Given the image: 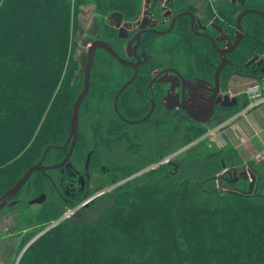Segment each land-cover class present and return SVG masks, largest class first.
Masks as SVG:
<instances>
[{
    "label": "trees",
    "instance_id": "obj_1",
    "mask_svg": "<svg viewBox=\"0 0 264 264\" xmlns=\"http://www.w3.org/2000/svg\"><path fill=\"white\" fill-rule=\"evenodd\" d=\"M83 1L87 0H0V195L41 159L47 147L43 164L56 163L66 153L67 147L58 146L67 139L73 103L81 91L80 83L73 81L78 61L73 56L72 33L74 10ZM95 2L99 12L107 14L120 8L131 12L138 0ZM185 2L177 0L176 6ZM251 4L264 8V0H251ZM215 5L227 12L223 0ZM245 19L254 41L246 39L232 53L235 64L225 69L223 80L231 70L244 75L248 72L245 62L255 52L264 53L261 21L256 15ZM177 25L181 42L192 53L199 51L190 69L211 74L216 53L206 40L189 31L186 20ZM171 43L181 47L180 42ZM204 56L209 57L206 63ZM100 58L106 63L111 59ZM152 68H140L135 89L142 98ZM112 80L109 71L98 74L97 84L91 85L83 102L91 103L88 97L94 88L92 94L113 99ZM125 104L128 113L142 111ZM198 127L191 126L195 139L207 130ZM203 149L213 154L221 168V149L212 153L206 146ZM88 151L85 144L76 142L70 157L74 168H83ZM93 153L90 167L105 163L92 158ZM177 169L178 164L171 161L169 170L159 165L142 172L129 181L132 185H119L111 194L103 190L87 207L70 215L62 216L56 203L42 204L27 214L23 204L16 214L30 231L18 240L15 264H264V178L256 176L255 190L246 195L209 186L210 179L178 175ZM56 171L58 181L65 177ZM34 177V188L46 184L40 173ZM107 198L106 204H100ZM92 212L94 217H86Z\"/></svg>",
    "mask_w": 264,
    "mask_h": 264
},
{
    "label": "rangeland",
    "instance_id": "obj_2",
    "mask_svg": "<svg viewBox=\"0 0 264 264\" xmlns=\"http://www.w3.org/2000/svg\"><path fill=\"white\" fill-rule=\"evenodd\" d=\"M95 3V0L83 1L78 4L74 10L75 28L72 33V38L76 42V48L73 56L78 61V66L74 73L75 76L73 77V81L75 80L77 83H80L81 89L83 87V71L87 49L90 41L93 39L94 33L99 29L101 19H104ZM161 42H156L155 44H161ZM155 44L151 43V45ZM153 48L157 50L153 53V64L160 62L169 63L173 61L174 64L181 67L182 70L188 69L189 65L193 66L197 54L199 53V51L192 53L184 43L177 49L171 41L166 40H164L163 45L153 46ZM102 51L103 50H98L94 58L90 73L89 89L94 83L97 84L98 74L109 71V75L113 79V82L109 85L114 84L115 87L113 99H108L107 97L100 98L98 94H92V90L94 91L95 88L90 90L91 95L89 94L90 96L88 99L92 100L91 103L82 101L83 104L81 102L78 110L77 135L78 141L85 144V151L94 150L92 158H98L104 161L109 168H111L112 175L110 177L114 180L108 181L104 186L97 188L86 196L70 200L68 199L69 197L66 199L67 195H63L58 187L57 169L34 171L31 174V178L29 177L30 180L28 179L14 198L8 201L7 206L0 209V264L16 263L20 253L17 249L18 240L20 236L30 231V228H24L23 225L20 224L16 214L18 210L22 209L23 204L27 207L24 210L27 214H32L33 211L39 209L42 204L46 203H56L60 205L62 216L68 211L72 214L79 207H87L90 202H87V200H89L92 195L100 193L96 196L99 197L103 194V190L107 191V194H111L115 187L119 185L127 186V183L132 180L133 177L151 169L149 165L150 163L155 164L153 159L156 158L157 155L159 158V154L167 152H172L175 155L169 162L167 161L160 165L163 166L164 169L166 168V170H169L171 168V161L178 164V175L194 176L195 178L205 180L219 172L220 166L217 164V159L213 154H207L203 149V147H205L204 144L201 143L202 141L205 143L206 141L215 139L218 135V129L212 128L211 126L216 125L220 120L222 121L229 115L236 114L237 111L235 112V110L237 107L239 109L240 106L238 105L232 109L218 110L207 125L194 124L187 116H182L181 114L177 116L178 118H174L173 116L171 124L167 121L158 122L155 118H150L147 122L143 123H139L140 120H137L139 122L136 123H122L117 116L113 104L121 83L127 77L124 75L125 68L122 63L118 61L114 62L111 59L109 60V58L105 60L107 63L104 62L100 56L106 57V54ZM152 66L153 69L155 68L154 70H156V67L160 65ZM88 93L89 90L87 94ZM118 97L120 99L119 106L121 112L123 103H129L134 106L137 104V100H132L133 97L131 95L126 96L124 99L122 94ZM242 99H245V97ZM246 102L245 100V103ZM117 120L121 122L122 128L118 126ZM192 125L206 127L209 131L207 129L203 135L195 139L191 134ZM161 129L164 130L165 135L161 134ZM211 129L214 130L213 133H211ZM207 131L208 135H206ZM205 135L207 137H205ZM64 147L68 148V144ZM213 149L214 147H211L207 150L209 153H212V151H215ZM156 152H158V154H156ZM221 153L224 155L231 154V149H227ZM253 166L255 170L257 169L259 171L261 179L264 178V160H255ZM156 167H158V165ZM34 173H40L45 180L46 184L42 185L41 188H34ZM258 181L257 177L253 190H255ZM129 183V185H132L131 182ZM207 185L217 187V182L216 180L210 179ZM236 186L243 190H247L248 181L242 180L238 182ZM40 194L45 195L44 199L40 203L30 204V201ZM108 200V198L107 200L102 199L100 200V204L108 202ZM84 213L85 211L78 212L77 216L79 217V215L81 216ZM86 217H90L89 219H91L94 217V213H88Z\"/></svg>",
    "mask_w": 264,
    "mask_h": 264
},
{
    "label": "flooded vegetation",
    "instance_id": "obj_3",
    "mask_svg": "<svg viewBox=\"0 0 264 264\" xmlns=\"http://www.w3.org/2000/svg\"><path fill=\"white\" fill-rule=\"evenodd\" d=\"M215 1L216 0H186L185 5L177 7V0H138L137 6L131 12L123 8V10H112L108 12L107 15L101 14L104 19H101L99 29L94 33L90 44L94 41H103L107 43L118 56L127 63H130L123 64V67L125 68L124 75L127 77L120 85V87L124 85L121 94L123 99L126 96L131 95L133 97L132 100H137V109L143 111L140 114H131L128 113L126 104L123 103L121 106L122 112L117 106L118 112L115 108L114 109L122 123L128 124L129 121L136 120H140L139 123H143L147 122L150 118H155L158 122L167 121L171 124L173 116L174 118H178L177 116L181 114L182 116H187L194 124L207 125L218 110L232 109L238 106L221 107L215 105L210 117L205 121H203V118L201 117L206 114L201 108L207 107V102L211 100L213 95L216 97L217 95L228 93L226 89L228 88L229 78L232 75H238V73L231 70L226 79L223 80V72H225V69L232 68L235 64L232 60V53L246 39L254 41L249 36L245 18L251 15H256L261 21L263 40L261 47L264 48V8L253 6L251 0H223L226 5H228L227 12H225V10L215 5ZM249 9L258 10L260 13L257 14L250 12L245 14L239 20V14L242 11ZM226 14H228L227 16L230 18L229 20L225 17ZM182 19L186 20L189 31L200 40H206L214 53H216L217 60L211 74L204 75L195 70H191V65H189L188 69L182 70V68L174 64L173 61L169 63L160 62L153 64V53L157 51L153 46L163 45L164 40L171 42L176 41L183 44V42H181L182 39L177 32V24ZM239 24L241 28H239ZM156 42H161V44H155ZM151 43L155 45H151ZM235 44L236 46L231 51L227 52L225 56H222L223 58L226 57L229 59V62L219 72V85L216 87L214 84V72L221 60V55L216 51V48L222 50L230 49ZM98 50H103L102 52L106 54V56H109L114 62H117L113 55L101 47L95 48L94 58L97 55L96 53ZM258 52H261L260 57H264L262 51ZM257 53L255 52L253 55ZM207 61H209V57L204 56V62L206 63ZM245 64L244 66L247 67L248 72L242 76L253 78V80H260L261 74H257L260 73L257 66ZM145 65H149L150 67H152V65L160 66H157L156 70H154L155 68H152V71H149V79L144 86L142 98L139 96L135 86L138 84L137 79L140 76V68H143ZM205 81L211 82L209 90H206ZM182 87H188L190 91L189 95H185L182 98L183 100L181 99L180 94ZM121 94H119V96ZM176 94H178V96ZM237 100L239 101L238 98ZM246 106L247 102L245 107ZM237 108L235 110V112L237 111L236 114L234 113L233 115L227 116L225 119L222 121L220 120L219 123L211 127L221 128L226 126L240 113V109L238 110ZM208 131L206 135H208ZM161 134L165 135V132H162ZM71 140L72 137H70V140L67 143V151ZM77 141L78 135L76 137V142ZM89 152L91 155L93 149L86 152L82 169L74 168L70 160L71 155L69 157L71 166L66 167L64 163L55 168L59 169L62 174H66L65 177H61L58 181V187L61 192L63 195H67V197L65 196L66 199L69 197L68 199L74 200L75 198L86 196L97 188L104 186L107 181L114 180L108 176L110 168L105 163H100L98 167L93 165H91V167L89 166L91 157L89 155L87 161V154ZM156 154H158V152H156ZM174 155L175 154L168 152L164 155V158H167V161L169 162ZM161 158L156 160L155 164L150 163L149 168L154 169L157 165L159 166L160 164L158 163ZM60 161L56 163H59ZM99 194L100 193L92 195L87 202L91 201ZM7 204H5L4 207L7 206Z\"/></svg>",
    "mask_w": 264,
    "mask_h": 264
},
{
    "label": "water",
    "instance_id": "obj_4",
    "mask_svg": "<svg viewBox=\"0 0 264 264\" xmlns=\"http://www.w3.org/2000/svg\"><path fill=\"white\" fill-rule=\"evenodd\" d=\"M250 12L257 13V14L260 13L258 10H255V9L245 10L239 14V17H238L239 20L245 14L250 13ZM239 28H241L240 24H239ZM263 34H264V28H263ZM235 46H236V44L233 47H231L230 49H224V50L216 48V51L219 53V55H221L220 63L217 65V67L215 68V72H214V84L216 87H218V85H219V72L229 62V59H227L226 57L223 58L222 56H225L226 53L231 51ZM96 47H101V48L105 49L107 52H109L111 55H113V57L118 62H120L122 64H130V63H127L125 60H123L120 56H118L115 53V51L107 43H105L103 41H99V42L94 41L90 44L88 51H87L86 62H85L84 71H83V77H84L83 87H82L80 93L77 95V97L73 103V107H72V115H71V119H70V129H69L68 138L66 139L65 143L62 146H58V148L64 147L69 142L70 137H72V140H71L69 149L67 151V154L64 156V158L59 163L52 164V165H43L42 162H43L45 153L49 149V147H47L45 149V151L43 152L41 159L37 163L29 166L27 168V170L23 173V175L10 188H8L3 194L0 195V209L2 207H4V205L7 204V202L18 193L20 188L27 182V180L29 179V177L31 176V174L34 171L55 169L64 163H65L66 167L71 166V163L69 161V157L72 153V150H73L75 142H76V137H77L78 110H79V107L81 105V102L83 101L85 95L87 94V92L89 90L90 73H91V68H92V64H93L94 51H95ZM260 54H261V52H258L257 54L253 55L246 62L245 65L252 64V66H257L258 71L261 73V76L264 77V57H260ZM210 84H211V82L205 81L206 90H209ZM123 88H124V85L120 87L119 91L116 93L115 98H114V108L116 109L117 112H118L117 100H118V96H119V94ZM189 93H190V91H189L188 87H186V88L182 87L181 92H180L181 99L185 95H189ZM176 95L178 96V94H176ZM215 105H219L221 107H233V106L237 105V98L234 96L230 97L228 94L217 95L216 97L213 95L211 97V100H209L207 102V107L201 108V110L206 112L205 115L201 116L203 118V121H205L208 117H210L211 113L213 112V108ZM136 122H139V121H137V120L136 121H129V123H136ZM89 155H90V152L87 154V161H88ZM87 161H86V164H87ZM221 167H222V170L219 173L212 175V176L208 177L207 179L216 180L218 185L220 187H222L223 189H226V190H230V191H234V192H238L240 194H246V195L252 193L253 186H254V183L256 181V176H255L254 171L251 168H246L237 174L235 168L226 167L225 163L222 160H221ZM239 180H245V181L247 180L248 181V189L247 190H243L236 185H232L233 183H236ZM223 181H224V183H223ZM44 197H45L44 194H40L35 199L31 200L30 204L40 203L44 199Z\"/></svg>",
    "mask_w": 264,
    "mask_h": 264
},
{
    "label": "crops",
    "instance_id": "obj_5",
    "mask_svg": "<svg viewBox=\"0 0 264 264\" xmlns=\"http://www.w3.org/2000/svg\"><path fill=\"white\" fill-rule=\"evenodd\" d=\"M228 81L227 92L239 99V101L237 100V105L242 110L246 105L244 87L253 81V78L235 74ZM243 97L245 99H242ZM218 133L221 141L217 139L206 141L204 143L206 148L214 147L213 150L221 149V152L231 149V154L228 155L220 152V161L222 160L227 167L235 169H243L249 166L258 176L259 171L255 170L252 157L264 147V103L240 113L226 126L219 129ZM220 171L221 168L219 169Z\"/></svg>",
    "mask_w": 264,
    "mask_h": 264
},
{
    "label": "built area",
    "instance_id": "obj_6",
    "mask_svg": "<svg viewBox=\"0 0 264 264\" xmlns=\"http://www.w3.org/2000/svg\"><path fill=\"white\" fill-rule=\"evenodd\" d=\"M248 98L251 101L250 106L264 103V79L253 80L247 84L245 89ZM254 159L257 161L264 160V148L255 153ZM167 161V158H161L158 164ZM69 211L64 215H69Z\"/></svg>",
    "mask_w": 264,
    "mask_h": 264
}]
</instances>
